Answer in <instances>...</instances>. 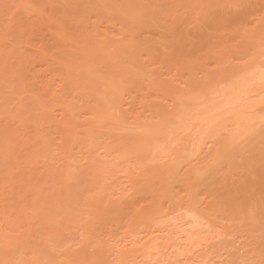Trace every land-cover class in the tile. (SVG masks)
Here are the masks:
<instances>
[{"label": "bare ground", "instance_id": "obj_1", "mask_svg": "<svg viewBox=\"0 0 264 264\" xmlns=\"http://www.w3.org/2000/svg\"><path fill=\"white\" fill-rule=\"evenodd\" d=\"M120 1L126 3L120 11L127 22L124 27L126 32L122 31L123 38L118 39L119 42L107 43L108 45L105 43V46L104 43L103 46L101 44L97 45L100 42L93 44L90 41L94 38H90V40L88 38L87 40L93 44L94 48L90 44L92 49L86 48L85 54L80 53L83 55L81 58L75 59L74 57L75 61H70V58H68L71 62H69V67H67L68 63L65 64L67 66H64V63L62 64L63 69H71V74L72 70L77 73L75 75L73 72L75 77H71V79L75 78L74 80H76L79 76L81 78L79 84L87 81L88 84L104 86L106 90L103 92L81 91L82 93L69 98V101L64 99L63 103L60 102L64 114L61 115L65 117L64 123L61 121L64 119L62 116L61 120L57 119L59 122L56 118L48 121H53L52 124L56 122L53 128L59 133L60 128L69 126L67 124L73 123L74 118L77 120L78 116L80 118L83 115L87 117V125L85 124L82 127L84 132L81 130L84 137L78 138L79 135L76 131L78 139L75 138L77 141L74 138L75 134L70 139V142L73 141L71 145L68 141L64 143L58 140L56 149L60 153L64 151L63 155L66 154V156H63L62 153L61 155L63 156L62 160L66 157V161L72 156L81 158L83 155L88 156L90 154L89 156H91L92 154L93 156L94 153L104 154V160L108 164L104 169L105 178H107L106 184L114 191L115 195L119 196L120 205L114 209V212L118 217H125L130 221H128L125 229H122L123 231L114 236L110 234L100 235V239L91 242L87 249H83L82 253L80 252V255L73 251L75 246L73 244L60 246V251L56 253L58 264H64L65 261H74L77 264H221V261L226 258H222V255L219 257L213 256L218 252L215 251L218 246L240 244L242 251H245L247 247L256 243L258 236L261 237V234L255 235L254 233V230H258V228L251 226L257 224L247 221H253L255 216L264 214V201H261L263 198L260 197V200L255 199L257 198L256 195L248 198L250 202L253 201L251 214L250 211L245 210L244 201L246 200L241 201L242 199L239 197L236 200H220L219 202L226 208L213 210L210 207L212 202L205 201L196 205L192 204L197 195L195 190L186 196H180L177 189L180 187L184 191L190 188L181 178L194 176L198 171L209 168L214 170L218 165L225 163L226 158L232 156L238 148L245 149L249 145H253L254 142L258 141L262 144L258 152L260 156L257 160H264V136L259 132L247 138L242 146L234 147L247 136L249 129L258 126L260 117L264 116V112L260 111L264 107V83H262L264 59L260 57L262 60L258 59L255 66H250L251 68L249 67L239 74L231 73V75H224L215 79L206 78L208 75L205 76L202 73L204 71V69L201 70L200 65L202 57L199 58V61L194 59L196 61H191V63L188 60L186 62L190 64L189 69L195 72L197 71L196 65H198V71L201 70L200 74L202 75L197 78L193 76L192 79L184 81L187 84L191 82L192 85L186 93L178 94V76L172 75L166 69L164 70V67L162 69L161 66L163 65L158 64L160 67L157 65L158 67L155 66L156 69L155 67H152V69L149 68L151 66L145 67L144 63H141L144 61L128 58L127 48L129 43H137L132 26L138 24V17L145 11L141 7L132 6V3L146 4H143L144 0ZM244 1L247 2V0ZM118 2L119 0H112L108 4L113 6L107 8L106 13L108 16L113 15V12L116 11L115 8ZM261 25L262 27H259V29L264 30V24L261 23ZM85 34L84 36H86ZM249 36L251 35L249 34ZM94 37L97 41L95 35ZM106 37L108 38L109 35H106ZM57 38L59 37L57 36ZM255 39L253 38L254 42ZM87 40H84L85 44ZM92 41L94 42V40ZM87 46L89 47L88 42ZM84 49L85 46L82 50ZM87 49L91 52H87ZM42 53L44 54V51ZM45 56L47 55L45 54ZM45 56L43 57L45 58ZM50 57L53 56L50 55ZM163 59L162 61L166 62L167 66L174 68L173 72H176V70L178 72V63L183 62L182 56L178 57V54H174V50L167 53ZM199 62L200 64H198ZM202 66H204L203 61ZM66 72H64V75ZM192 74L191 72L190 75L192 76ZM79 78L76 80L77 83L80 80ZM63 80L65 79L60 80L61 82L57 84L61 85ZM71 82L73 83V81ZM168 84H172V86H168ZM141 86L146 89L150 86L148 89L154 88L159 93L149 95L148 90H143ZM49 97L53 102L58 98V94L52 92ZM36 98L43 103L46 96ZM49 99H47V103L50 102ZM43 104H46V101ZM49 104L46 106L48 107ZM37 106L40 107V105ZM67 119H69V122L66 121ZM49 124L52 126L51 123ZM95 126H99L96 127L97 131H94ZM98 131L103 134L99 136ZM96 132H98L97 135ZM57 133L54 134L57 135ZM170 141L172 144L179 145V152H173ZM63 146L67 147L65 148L66 152L63 150ZM74 148L78 151L76 152ZM239 168H246V165H240ZM178 169H183L179 176L176 175ZM146 170H151L147 176L151 177L144 178L143 188L136 187L135 177L143 174ZM252 170L254 168L250 171ZM25 173L27 174V172ZM206 173L207 171H203L201 174L205 175ZM30 178L29 180H32ZM211 178L213 186L220 179L216 175H212ZM20 181L22 182V179ZM249 182H247V185ZM13 184L15 185V182ZM244 184V182L243 185L239 184L240 192L248 190L249 187L243 188ZM258 185L260 184L258 183ZM250 186L253 185L250 184ZM141 192L148 196L147 199L140 202L142 204L141 209L130 206L136 203L137 193ZM21 199V202H24L19 201V207L18 204L15 205L19 212L14 219L21 221L20 226L23 225L22 227L16 228L17 223L14 227L6 223V217L11 218L14 214L10 213V210L9 213L12 216L7 213L1 217L0 247L3 246L6 250L0 248V260L15 261L13 260L14 251L18 248L15 249L13 245H17L15 242L20 241L25 233L36 229L34 226L36 223L28 222V219L23 224L25 222L23 214L30 207H28V201L26 204L22 197ZM258 201L260 202L258 203ZM129 202L131 203L129 204ZM257 203L260 207L254 206ZM234 205L235 208H233ZM23 209L25 210L22 211ZM3 211L5 213V209ZM49 226L51 228V225ZM53 227L52 224V229ZM251 227L255 229L251 231ZM220 232L224 234L221 239L218 235ZM258 242L261 241L258 240ZM84 244L83 241L78 242L76 245L83 247ZM21 246L19 247L21 248ZM201 247L203 249L207 248V250L198 253L203 250ZM257 247L259 248V246ZM258 248H255L257 253ZM232 249L234 250V248ZM227 256L228 254H226Z\"/></svg>", "mask_w": 264, "mask_h": 264}, {"label": "rangeland", "instance_id": "obj_2", "mask_svg": "<svg viewBox=\"0 0 264 264\" xmlns=\"http://www.w3.org/2000/svg\"><path fill=\"white\" fill-rule=\"evenodd\" d=\"M111 2L112 0H0V206L4 204V207L2 206L1 208L5 209L4 213L3 209L0 208L3 211H0V222L3 215L12 212L14 214H12L13 216L10 214L11 218L6 217V223L11 227L16 226L17 223L16 228H19L21 221H18L16 218L14 219V217L18 216L19 210L17 206H20L18 202H21L22 197L26 201V204L27 201L29 202L28 207H30H27L28 211L22 210L26 211V213L23 212L24 216L22 215L25 221L23 224L28 219V222L36 223V225L34 224L35 228L37 223L43 226L41 229V231L43 230V234L38 235V238L33 240L31 245L25 247L24 245H19L21 246L20 248L18 241L15 242L17 245L14 244L13 246H15V249L18 248L14 251L13 260H15V264H31L32 261L38 258V255L41 258H48L50 255V250L46 245L48 237H53L60 241L58 247L70 244L75 245L73 251L80 255L81 251L87 249V246L91 242L99 240L100 235L110 234L114 236L123 231L128 221H130L128 218L118 217L114 212V209L120 205L119 196L115 195L114 191L106 184L107 178H105L104 169L107 163L104 160V154L83 155L85 158L83 156L81 158L79 156V158L72 156L66 161V157L62 160V157L66 156V154L63 155L64 151L61 152L62 156L60 151L56 149L58 140L64 143L68 141L71 145L73 141L71 140L70 142V139L73 138L74 134V138L77 133L79 135V137L77 135L78 138L84 137L82 127L85 126L87 117L80 114L82 118H79V116L77 120L74 118L71 124H67L69 122V119H67L66 121L68 122L65 124L69 126L60 128L59 133L53 128L56 122L55 124H52L53 121L49 122V119L53 120L52 118H56V120L62 119L61 116L64 114L60 102L63 103L64 99L68 100L75 96V94L82 93L81 91L103 92L106 90L104 86H100L99 84H88L87 81L85 83V79H82L84 83L79 84V81L81 82L79 76L76 78V80L80 79L77 83L74 80L75 78L71 79V77H75L73 76L74 71L72 70L71 74L70 68H67V70L63 69V67L67 65L69 67L70 61H75L78 57L81 58L83 55L80 53L85 54L86 48L93 47L94 43L100 42L97 45L104 43L105 46V43L119 42L120 40L118 39L124 36V34L122 36V31H125L124 27L127 25V22L120 12L126 3L119 0L115 8L116 11L111 16L107 15V8L92 9L89 13L93 17L92 25L85 22L82 27L74 28L71 32L67 33V36L64 35L62 37L66 41L57 35L55 28H48L47 26H42L43 30L39 33L41 38L33 41L31 40V29L27 37L18 36L14 30L16 14L22 10L17 7L6 6L32 3L108 5ZM232 2H242L250 5V7L243 10H232L231 13L224 9H202L198 7ZM260 3L261 0H247V2L244 0H144L143 4L146 5L169 6L164 9H150V11H159L161 13L162 19L165 21L164 27L166 31L157 34L159 33V29L155 27H141L139 24H136V26L131 25L137 43H129V47L127 48L128 58L144 61L141 63H144L145 67L151 66L149 68L158 67V64L160 66L163 65L161 66L162 69L164 67V70L166 69L172 75L178 76V94L186 93L192 84H190L191 82L187 84L184 81L192 79L193 76L195 78L201 76L200 71L203 69L204 71L201 72L205 76L208 75L206 78L211 77L212 79L231 75V73L239 74L250 66H255L257 64L255 62L258 59H264V33H262L264 30L259 29V27H262L260 24H264V12L259 9ZM140 5L142 4L139 2L132 3V6L135 7ZM202 12H207L208 15L201 16ZM97 16L102 18L103 23H95ZM198 17L200 18L198 19ZM36 27L40 28L41 25L37 23ZM94 32L96 33L94 34ZM5 33H12V36L6 37ZM94 35L98 39L97 41ZM104 35L105 37H103ZM106 35H109V37L107 38ZM68 36L71 38H67ZM88 38L89 40L90 38H94L90 41L93 44L87 40ZM85 39L87 40L86 44L84 42ZM6 40L10 41L7 47L5 46ZM87 42L89 47L87 46ZM78 44L79 46H77ZM84 46L85 49L82 50ZM173 50L174 54H178V57L182 56L183 59L182 63L178 61L180 63H178V72L177 70L173 72L174 68L169 67V65L167 66L166 62L162 61L163 57L165 58L166 54ZM42 51H44V54ZM88 51L90 50L87 49ZM50 55L53 56L52 58L55 61L51 60ZM68 58H70V61ZM199 58H201V64L200 62L198 64L201 65L202 69L200 68L201 70L198 71V65H196L197 71L193 72L194 70L189 69L188 66L190 64L186 61L190 60L189 62L191 63V61H196L194 59H198L199 61ZM202 61L204 66H202ZM63 63L64 66L62 65ZM52 64H55L60 71L50 72ZM63 71H67L65 75ZM191 72L193 73L192 76L190 75ZM74 73L75 75L77 74L76 72ZM195 74L198 75L196 76ZM61 77L65 80L59 85L57 83L61 82ZM170 85L172 86V84H168V86ZM141 88L143 90L146 89L144 86H141ZM148 88L146 90H148L149 95L159 93L154 88H151L152 91ZM44 90L47 94H44ZM143 90L141 89L142 92H144ZM52 92L58 94V98L56 101L53 100V102L49 97ZM44 95L46 96V104H43L44 100L41 103L36 98L39 96L43 97ZM47 99L50 100V104L47 103ZM41 104L45 106L41 107L43 106ZM48 104L49 106L47 107L46 105ZM37 105H40V107ZM37 116L39 117L38 121L30 118ZM63 118L62 122L65 120V117ZM83 118L86 119L84 120ZM96 127L98 128L99 126H95L94 131H97ZM98 132H96V135ZM54 133H57V135ZM100 134L103 133L99 132L98 135L101 136ZM66 146H63L65 152ZM260 147H262V144L257 141L245 149L238 148L232 156L226 158L225 163L218 165L217 168L211 171V174L206 173L203 175L206 178L202 179L196 188H188L182 191V188L179 187L177 189L179 195L186 196L195 190L197 195L193 199L192 204L196 205L205 201L212 202L210 207L213 210L226 208L219 202L220 200H236L239 197L242 199L241 201L246 200L244 201L245 210L247 212L250 211L252 214L253 201L250 202L248 198L256 195L257 198L255 199L260 200L259 198L261 197L263 198L261 201H264V160H257L260 156L258 155ZM75 151L77 152L78 150ZM243 164L246 165V168H239ZM251 166L254 168L252 171H250L252 169ZM17 172L21 174L20 179H22V182L20 179H12V176ZM150 172L151 170H146L143 174L135 177L136 187H144V178H150L151 176L147 177ZM27 175L29 177H26ZM212 175L219 176L220 178L214 185L215 187L211 184ZM6 178L9 181L7 201L5 199L4 187H2L5 184ZM29 178L32 180H29ZM246 181H250L248 185ZM12 182H15V185ZM243 182L245 183L243 188L249 187L248 190L250 192L247 189L244 190L248 193L239 191V184L243 185ZM250 184L253 186H250ZM258 193L259 195H257ZM136 197V203L130 206L138 209L142 205L140 202L147 199L148 196L141 192L137 193ZM90 203L94 205L91 206ZM258 203L257 205L254 204V206H259ZM14 206L16 207L15 209ZM233 208H235V205ZM263 218L264 214H260L255 216L254 222L247 221L257 224L251 225L258 228V230H254L256 227H251V231L254 230L255 235L261 234L260 227L261 223L264 222ZM21 220L23 221V219ZM52 224L54 225L53 229ZM49 225H51V228ZM218 235L219 239L224 237V234L221 232ZM257 238L256 243L251 245V247L254 245L256 246L254 248L260 247L261 242H258V240L261 241V237L258 236ZM83 241L85 243L83 247L76 245L78 242ZM236 245L228 246L224 244L218 246L215 250L218 252L213 256L219 257L222 255V258H229L230 253H232V257H235L240 252H243L241 245ZM0 248L1 250H6L3 246ZM230 248H234V250ZM201 249L203 248L201 247ZM235 249L240 250L236 251ZM206 250L207 248L201 251L198 250V253H203L202 251L205 252ZM226 254H228L227 257ZM55 259L57 260V254H55ZM72 264L77 263L73 261Z\"/></svg>", "mask_w": 264, "mask_h": 264}, {"label": "snow or ice", "instance_id": "obj_3", "mask_svg": "<svg viewBox=\"0 0 264 264\" xmlns=\"http://www.w3.org/2000/svg\"><path fill=\"white\" fill-rule=\"evenodd\" d=\"M6 7H17L21 9V12L16 14V21L14 25V30L16 34L20 37H27L29 35V30L31 29L32 36L31 40L35 41L40 39V31L43 30L42 26H47L48 28H55L57 35L63 37L67 33L71 32L74 28L82 27L85 22L89 25L93 23V17L91 14L92 9L95 8H111L112 5H93V4H23V5H14V6H6ZM145 11H143L138 17V24L141 27H155L159 29V33L161 34L166 31L164 24L165 21L162 19L161 13L159 11L153 12L150 9H164L169 7L167 5H142L138 6ZM202 9H224L231 13L232 10H243L250 5H246L242 2H232V3H223L217 5H202L198 6ZM259 9L264 12V0H261L259 5ZM201 16L208 15L207 12H202ZM200 17H198L199 19ZM39 23L41 25L40 28H37L36 25ZM96 24L103 23V20L100 16L96 17ZM6 37L12 36V33H5ZM46 38V35H45ZM10 41L6 40L5 46H8ZM60 69L52 64L50 68V72H59ZM262 83H264V77H262ZM261 112H264V107L260 109ZM33 120L38 121L39 117H30ZM257 132H259L262 136H264V116L260 117L258 126H254L248 130V134L245 138L241 139L239 143L234 145V147H240L245 143V140L251 136H254ZM172 144V142H169ZM173 152H179L180 148L177 144H172ZM213 169L209 168L207 170L198 171L196 175H190L187 177H183V179L190 188H196L206 176H203L201 173L203 171H207L208 174H211ZM183 169H178L176 171V175L179 176L180 172ZM21 178V174L19 172L15 173L12 176L13 180H17ZM9 191V181L6 178L4 184V192L5 199L7 201V193ZM39 223H37L35 231H31L25 233L23 238L18 241L19 245L29 246L32 241L38 236L42 235V229ZM56 238L48 237L46 241V245L50 250V255L48 258H41L38 255V258L31 262V264H58V261L55 259V254L60 251ZM0 264H15L14 261L11 260H0ZM64 264H72L71 261H65ZM221 264H264V222L261 224V244L259 247V252L257 253L256 249L249 246L245 249V251L240 252L239 255L232 257L231 253L229 258L221 261Z\"/></svg>", "mask_w": 264, "mask_h": 264}]
</instances>
